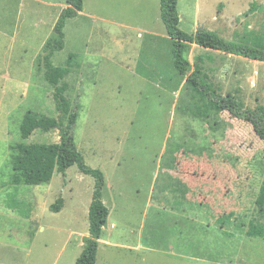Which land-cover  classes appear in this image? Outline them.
I'll return each instance as SVG.
<instances>
[{
    "label": "rangeland",
    "instance_id": "rangeland-1",
    "mask_svg": "<svg viewBox=\"0 0 264 264\" xmlns=\"http://www.w3.org/2000/svg\"><path fill=\"white\" fill-rule=\"evenodd\" d=\"M67 6L0 0V264H75L89 235L95 178L78 165L47 184L11 182L13 145L60 140L59 130L23 140L20 127L28 112L58 116L41 54ZM178 8L188 33L264 49V0H179ZM64 31L53 61L75 55L65 79L79 111L73 134L106 177L110 216L96 264H264V236L248 235L252 222L264 224L256 204L264 141L228 111L196 114L201 101L174 66L160 0H84ZM188 57L218 93L264 106V61L196 44ZM61 196L64 208L52 211Z\"/></svg>",
    "mask_w": 264,
    "mask_h": 264
},
{
    "label": "trees",
    "instance_id": "trees-1",
    "mask_svg": "<svg viewBox=\"0 0 264 264\" xmlns=\"http://www.w3.org/2000/svg\"><path fill=\"white\" fill-rule=\"evenodd\" d=\"M67 4L68 7L62 11L55 25V35L46 42L42 54L45 79L54 88L58 116L51 117L28 112L20 127L23 140L29 139L36 130L43 132L59 130L60 140L56 143L21 142L13 145L12 165L14 173L11 182L16 185L47 184L51 182L56 172L66 174L73 165H78L81 172L93 176L95 178V190L89 210V235L75 264H96L100 240L110 214V210L103 200L106 177L102 170L92 168L86 163L73 134L79 118V111L74 109L72 100L68 96L70 85L65 79L75 66V55L70 56L65 65L62 66L55 65L53 61L55 53L65 47L64 29L66 22L83 11L84 0H67ZM178 5L179 0H160L161 19L172 39L174 66L182 76L187 77V87L201 101L196 109V114L204 117L213 113L228 111L233 117L250 123L256 134L264 141V106L247 107L232 96L218 93L204 67L198 63L193 66L188 57L193 44L206 49L219 50L261 61H264V49L227 40L214 31L201 30L191 34L182 30ZM208 57L213 60L210 55ZM198 59L203 62V55H200ZM256 204L260 213L264 214V183L260 187ZM64 206L65 200L61 196L52 204L51 210L60 212ZM248 235L263 237L264 224L252 222Z\"/></svg>",
    "mask_w": 264,
    "mask_h": 264
},
{
    "label": "crops",
    "instance_id": "crops-1",
    "mask_svg": "<svg viewBox=\"0 0 264 264\" xmlns=\"http://www.w3.org/2000/svg\"><path fill=\"white\" fill-rule=\"evenodd\" d=\"M68 5V4H67ZM68 7V6H67ZM83 10H84V7H83ZM80 13H82V11L81 12H79V14ZM55 35V34H54ZM52 38V37H51ZM50 38V39H51ZM49 40V39H48ZM47 40V41H48ZM46 44V43H45ZM197 45V44H196ZM45 46V45H44ZM199 46V45H198ZM201 47V46H200ZM203 48V47H202ZM206 49V48H205ZM42 55V54H41ZM165 78H167V77H165ZM162 166V162L159 164V166H158V171H157V175H159L160 174V170H159V168ZM106 186V185H105ZM154 189V188H153ZM153 189H152V192H151V197L153 198ZM152 198H151V205L153 204L152 203ZM103 200H104V192H103ZM105 202V201H104ZM106 204V203H105ZM107 205V204H106ZM109 208V207H108ZM110 210V209H109ZM146 214V213H145ZM109 216H110V214H109ZM109 219V218H108ZM115 226V223H113L112 224V227H114ZM111 234H113V233H111ZM109 235V234H108ZM114 235V234H113ZM102 242V240H100V243ZM147 247V245H145V248Z\"/></svg>",
    "mask_w": 264,
    "mask_h": 264
}]
</instances>
